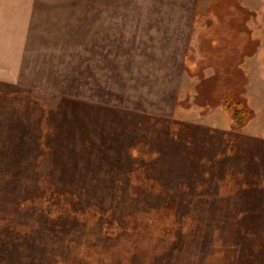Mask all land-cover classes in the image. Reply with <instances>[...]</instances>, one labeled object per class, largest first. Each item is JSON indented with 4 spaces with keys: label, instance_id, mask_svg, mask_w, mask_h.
Wrapping results in <instances>:
<instances>
[{
    "label": "rangeland",
    "instance_id": "1",
    "mask_svg": "<svg viewBox=\"0 0 264 264\" xmlns=\"http://www.w3.org/2000/svg\"><path fill=\"white\" fill-rule=\"evenodd\" d=\"M33 3L21 47L0 17V264H264V0Z\"/></svg>",
    "mask_w": 264,
    "mask_h": 264
},
{
    "label": "crops",
    "instance_id": "2",
    "mask_svg": "<svg viewBox=\"0 0 264 264\" xmlns=\"http://www.w3.org/2000/svg\"><path fill=\"white\" fill-rule=\"evenodd\" d=\"M5 1V4H4ZM36 4H31L29 10H23V13H17L16 11L11 13V0H3V5L0 7V17L2 15V20L5 18H10L11 16L15 19V28L13 30V36L15 38L9 41V43L19 44L21 47L23 43L28 42V37L30 33V28L32 26V17L34 15ZM2 13V14H1ZM11 37V38H12ZM11 61L10 64H8ZM7 64L10 66L11 70L17 68L16 60L7 58Z\"/></svg>",
    "mask_w": 264,
    "mask_h": 264
},
{
    "label": "trees",
    "instance_id": "3",
    "mask_svg": "<svg viewBox=\"0 0 264 264\" xmlns=\"http://www.w3.org/2000/svg\"><path fill=\"white\" fill-rule=\"evenodd\" d=\"M239 100L240 99H238V97H235L233 95L229 97L224 103V108L231 118L233 128L236 130L241 129L243 126H245L252 116V111L250 110V108L241 100ZM44 195L49 199L47 200V203L53 201L54 194L50 195V192L47 190Z\"/></svg>",
    "mask_w": 264,
    "mask_h": 264
}]
</instances>
